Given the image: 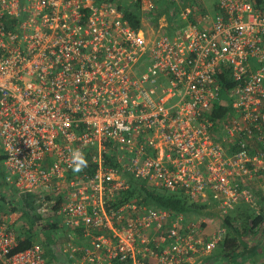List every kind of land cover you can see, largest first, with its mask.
I'll return each instance as SVG.
<instances>
[{
    "label": "built area",
    "instance_id": "1",
    "mask_svg": "<svg viewBox=\"0 0 264 264\" xmlns=\"http://www.w3.org/2000/svg\"><path fill=\"white\" fill-rule=\"evenodd\" d=\"M160 1L0 0L2 189L36 196L28 214L60 229L48 248L15 251L23 238L2 211L0 264L213 255L223 226L205 235L180 214L117 204L128 176L220 218L242 204L264 217V0H218L213 20L183 0L156 14ZM125 10L141 15L138 30ZM77 148L88 163L74 173Z\"/></svg>",
    "mask_w": 264,
    "mask_h": 264
},
{
    "label": "trees",
    "instance_id": "2",
    "mask_svg": "<svg viewBox=\"0 0 264 264\" xmlns=\"http://www.w3.org/2000/svg\"><path fill=\"white\" fill-rule=\"evenodd\" d=\"M124 18L130 23L133 29L138 30L140 28L141 16L138 12L125 10ZM228 83L225 82L222 86V97L225 99ZM226 110L224 106H218L214 108L213 114L216 118L221 117ZM128 189L120 194V199L117 204L124 202H135L147 207L159 210V211H171L175 214H180L189 221H193L190 218L205 217L213 219L218 216V211L212 203H198L192 202L181 193L168 192L162 189L151 188L146 185L144 181L134 179L131 176L127 177ZM11 194L1 196L0 200L6 202V198ZM36 197V196H35ZM33 195H22L21 199L9 201L11 210L10 213L20 212V221L22 227L18 236L23 238L19 241V245L15 251L22 250L40 238L44 247H50L54 245V237H43L42 234L45 231L53 233L52 230H58L57 225L50 219L39 220L38 216L29 215L26 211L27 207H31L34 202ZM215 210V212H212ZM220 224L226 230L224 240L217 246L213 255L206 260L210 264H247L257 257L259 253L256 250L247 248L244 238L255 235L256 229L260 230L259 238L264 241V217L255 214V211L247 205H238L228 215L220 218ZM260 226H263L262 228ZM257 253V254H256ZM260 254H258L259 256ZM46 258L50 262L53 258V254L50 250L46 254ZM243 260V261H242ZM221 261V262H220ZM248 263V264H249Z\"/></svg>",
    "mask_w": 264,
    "mask_h": 264
},
{
    "label": "rangeland",
    "instance_id": "3",
    "mask_svg": "<svg viewBox=\"0 0 264 264\" xmlns=\"http://www.w3.org/2000/svg\"><path fill=\"white\" fill-rule=\"evenodd\" d=\"M218 0H183L182 5L183 7H192V12L194 15H205L207 16L209 19L213 20L215 17V5L217 4ZM172 6H175L173 4H166L164 0H161L159 2V7L157 10H154V12L160 13L162 9H169ZM155 16V15H154ZM145 30L147 31L148 35H151L152 33V29H150V27H145ZM1 167V165H0ZM5 211H8V213L10 214V220L11 222H13V225H15V227L17 228V230L19 231L20 227H18V218L20 216V212H16V213H10L9 210H11L10 206L6 208H4ZM212 212H215V210H212ZM191 220H193V223H198L200 224V229L201 231L206 235L212 233L216 227L220 224V217L215 216L213 217V219H208L205 217H199V218H190ZM43 237H55V235L53 233H48V231H45L42 234ZM245 240V244H247V248L250 247L251 249L258 250V254H260L257 257H254L253 260L250 261L249 264H263L264 263V241L259 238L258 232L255 233V235L253 236H249L244 238ZM243 261V260H242ZM221 262V261H220ZM247 263V264H248ZM200 264H207L206 261L201 262ZM213 264V263H212ZM218 264V263H215ZM242 264V263H240Z\"/></svg>",
    "mask_w": 264,
    "mask_h": 264
},
{
    "label": "clouds",
    "instance_id": "4",
    "mask_svg": "<svg viewBox=\"0 0 264 264\" xmlns=\"http://www.w3.org/2000/svg\"><path fill=\"white\" fill-rule=\"evenodd\" d=\"M87 163L88 162L85 159L83 152L79 148L72 151L71 163H70L72 172L74 173L81 172L84 168L87 167Z\"/></svg>",
    "mask_w": 264,
    "mask_h": 264
},
{
    "label": "crops",
    "instance_id": "5",
    "mask_svg": "<svg viewBox=\"0 0 264 264\" xmlns=\"http://www.w3.org/2000/svg\"><path fill=\"white\" fill-rule=\"evenodd\" d=\"M140 16H141V15H140ZM0 172H1V169H0ZM0 175H1V174H0ZM0 180H1V176H0ZM2 187H3V185L1 184V181H0V197H1V196H3V197L5 196V193L3 192ZM8 197H10V196H8ZM14 200H16V199L14 198ZM9 201H12V200L6 199V202H2V201L0 200V213H1L2 211H5L4 208H6V206H10L9 203H8ZM18 221H20V218H18ZM22 224H23V223H21V221H20V222H18L17 225H18V227L21 228V227H22ZM12 227L14 228V230L16 231V233L19 234V232H20L21 230L18 231L17 228L15 227V225H12ZM20 228H19V229H20ZM52 231H53V234L55 235L54 240H55V243H56L57 238H58L57 234L60 232V229L58 228V230H52ZM58 235H59V234H58ZM58 239H59V238H58ZM38 240L41 241L40 238H38ZM55 243H54V244H55ZM51 259H52V260H51L50 262H52V263H53L54 261H56V257H55L54 255H53V258H51ZM207 264H210V262H208Z\"/></svg>",
    "mask_w": 264,
    "mask_h": 264
}]
</instances>
